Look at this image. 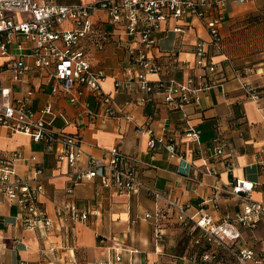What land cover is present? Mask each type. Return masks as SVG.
<instances>
[{"label": "crops", "instance_id": "0c3cea01", "mask_svg": "<svg viewBox=\"0 0 264 264\" xmlns=\"http://www.w3.org/2000/svg\"><path fill=\"white\" fill-rule=\"evenodd\" d=\"M94 1L57 0L67 6ZM100 17L104 22L100 27L114 39L100 51L91 39L83 46L90 51L91 65L104 70L103 90L112 95L118 116H109L108 105L89 91L77 104L54 96L56 81L50 77L54 70L42 78L31 72L24 82H18L5 69L0 71V84L17 98L33 91V109L53 103L57 114L54 125L83 139L82 167H87L89 156L106 157L117 146L134 156L138 176L184 207L189 222L179 220V211L171 208L166 198L157 199L147 190L132 197L117 196L98 179L80 181L66 162L48 152L45 143L0 127V156L11 157L14 152L23 156L17 162L20 177L31 179L36 169L44 170L41 206L54 228L46 235L25 229L19 207L2 198L0 264H189L192 238L200 235L191 220L208 213L220 221L240 213L246 194L233 192L237 180L252 182L251 198L264 201V0L228 2L220 28L223 40L217 46L212 44L204 21L191 16L172 19L153 32L157 45L149 54L163 71L148 75L152 82L162 78L187 82L192 78L197 88L216 82L197 102L175 109L157 102L141 104L144 93L115 87L117 81L130 80L131 70L136 71L128 48L137 40L130 35L119 37L103 12ZM177 28L182 32H176ZM202 40L216 73L196 66L195 45ZM11 52L18 56L17 45ZM250 90L259 98L250 96ZM148 128L157 139L155 149L149 147ZM190 128L199 132V143L187 136ZM217 138H221L220 145ZM170 146L176 149V156ZM219 148L223 154L217 153ZM69 188L74 189L71 196ZM68 200L91 212L87 224L73 225L65 217L62 207ZM148 213H160L161 240L156 239L153 221L144 219ZM243 235L247 244L264 252V227L243 230Z\"/></svg>", "mask_w": 264, "mask_h": 264}, {"label": "built area", "instance_id": "2783aa9c", "mask_svg": "<svg viewBox=\"0 0 264 264\" xmlns=\"http://www.w3.org/2000/svg\"><path fill=\"white\" fill-rule=\"evenodd\" d=\"M230 1L95 0L93 3L67 6L57 0H0V71L7 69L14 80L24 82L31 72L42 78L54 70L50 75L56 81L52 90L54 96H64L71 104H77L89 91L108 105L109 116H118L113 108L112 95L103 90L106 74L91 65L90 51L83 46L86 39H91L93 46L100 51L114 39L111 33L100 27L104 23L100 17L103 12L116 35H130L137 40L128 48L136 71L131 70L130 80L117 81L115 87L124 88L129 93H144L141 104L157 102L172 109L184 108L197 102L200 95L216 82L202 88H197L192 78L187 82H179L176 78L152 82L148 75H158L163 71V66L149 54L157 45L153 32L172 19L180 21L191 16L204 21L212 44L217 46L223 40L220 33L223 11ZM238 1L245 3L246 0ZM176 32L180 33L182 29L177 28ZM13 45H17L18 56L11 52ZM195 48L196 66L216 73V66L208 59L205 41H199ZM29 59L33 62L30 63ZM249 92L253 98H259L255 90ZM33 95V91H28L22 98H17L9 87L0 84V127L12 134L30 136L37 143H45L48 152L56 155L58 161L66 162L69 169L79 175L80 181L98 179L102 187L112 189L117 196L132 197L147 190L157 199L166 198L169 206L179 211V220L185 224L189 222L184 207L171 200L168 193L146 185L133 167L137 159L124 153L120 147L109 150L103 158L89 156L87 167H82L80 162L84 151L81 136L54 125L57 114L53 103L33 109ZM125 118L132 120L129 115ZM146 132L151 137L149 147L155 149L157 139L152 128ZM187 136L200 142L199 132L194 128L188 130ZM220 139H216L219 145ZM169 150L176 156L173 146ZM217 153L223 154L224 150L219 148ZM22 159L18 152L11 157L0 156V204L2 198H6L17 205L19 220L25 229L49 234L54 229L53 223L43 210L40 199L45 190L42 183L44 170L36 169L31 179L20 177L17 162ZM253 188L252 182L237 180L233 192H242L246 196L242 200L243 209L236 216L228 215L217 221L207 213L191 220L200 230V235L192 238L187 257L189 264H264V252L247 244L243 235V230L252 232L264 227V201L251 198ZM73 193L74 189L69 188L67 194L71 196ZM62 212L73 225L87 224L90 220L91 212L72 200L63 204ZM144 219L153 221L156 239L161 240L164 233L160 213H148Z\"/></svg>", "mask_w": 264, "mask_h": 264}]
</instances>
